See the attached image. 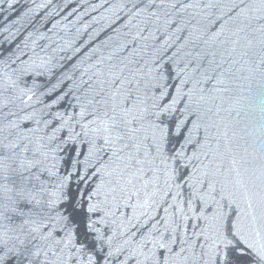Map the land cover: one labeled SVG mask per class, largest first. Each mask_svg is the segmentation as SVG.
Segmentation results:
<instances>
[{
	"label": "water",
	"instance_id": "obj_1",
	"mask_svg": "<svg viewBox=\"0 0 264 264\" xmlns=\"http://www.w3.org/2000/svg\"><path fill=\"white\" fill-rule=\"evenodd\" d=\"M0 264H264V0H0Z\"/></svg>",
	"mask_w": 264,
	"mask_h": 264
}]
</instances>
